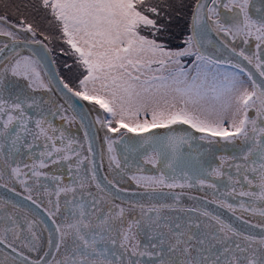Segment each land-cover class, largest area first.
<instances>
[{
	"label": "snow or ice",
	"instance_id": "obj_1",
	"mask_svg": "<svg viewBox=\"0 0 264 264\" xmlns=\"http://www.w3.org/2000/svg\"><path fill=\"white\" fill-rule=\"evenodd\" d=\"M184 7L38 0L74 58L75 86L48 70L45 32L23 14L0 16V188L13 195L0 196V264H264V0H195L183 47L172 49L158 39L161 21ZM74 98L101 110L95 124L119 181L98 178L87 131L83 143L67 133L85 128ZM125 178L138 198L120 187ZM14 197L51 221L54 251L30 258L48 228Z\"/></svg>",
	"mask_w": 264,
	"mask_h": 264
},
{
	"label": "flooded vegetation",
	"instance_id": "obj_2",
	"mask_svg": "<svg viewBox=\"0 0 264 264\" xmlns=\"http://www.w3.org/2000/svg\"><path fill=\"white\" fill-rule=\"evenodd\" d=\"M195 3V0H187V6H188V22L190 19V9H191V5ZM4 40H6V38L4 37H0V42H3ZM252 51H254V48L252 49ZM24 54H28V52H24ZM51 58H52V62L55 68L56 73L58 72L59 75L61 77H63L66 82H68L70 85L75 86L76 83V78L78 76V70L76 67H74L73 64V70L71 72L68 71V73L64 70V68L62 66H57V64L55 63L52 53L50 54ZM63 56V55H62ZM67 61V60H66ZM188 62H191V60H188ZM67 63L71 64L70 62L67 61ZM250 68V70L253 72L254 75L258 74L255 72L254 68H251V66H248ZM245 79H247L245 77ZM51 95L61 104H63V100L60 98V93L54 88ZM45 98H48V94H45ZM74 103H76L77 105H83L86 106V111L84 112V124H85V128L81 129L80 127V123L79 121L72 123L71 125H65V128L67 130V133L78 139L80 142L83 143L84 141V134L85 131L88 132L89 134V138L92 144V148H93V153H94V162H95V166H96V171H97V176L100 179V181L102 183H105L104 181V177L107 176L109 179H115L117 181H119V176L116 175V173L114 172H110L109 171V167H108V158H107V149H106V145L104 144V135H105V131L104 129H100L99 125L95 124V118H96V114L99 110L98 106H95L93 103L87 102V101H79L78 99L74 98ZM64 107L67 108V104H64ZM96 108V111H92L93 108ZM69 115H71V111H69L68 113ZM102 115H105L102 113ZM56 123L57 126H60L62 124V121L60 120H55L54 121ZM186 127V126H183ZM109 135H115V134H109ZM130 135H132L130 133ZM85 154L87 153V145L85 144V148H84ZM85 167H87V163H85L84 165ZM131 171H135V169H131ZM67 179V177H66ZM120 187L125 188L128 190V196L129 198H138L136 196H133L132 193L138 192L139 190L136 188V186L131 182L128 181L126 178L124 180V182H122L120 184ZM17 190L20 191V189L17 187ZM191 195L193 196H204L205 193L197 191V190H193L191 192ZM0 196H7L9 198H13V195L11 193H7L6 189L0 188ZM14 199L21 201L22 203L26 204L28 207L33 208L34 211L39 213L40 218L43 220V223L40 225L41 230H43V228L45 227V225L48 228V231H42L41 232V250L38 253H32L30 258L36 259L38 258V256H42L44 254V250H48L49 252L54 251V248L49 249L48 248V237H49V231H51L53 233V240H55V234H54V226L51 223L50 220H48L47 216L40 210H37L34 208V206H32L29 202L27 201H22L21 197H14ZM182 202L185 205H190L192 203V201H190L188 199L187 196H184L182 198ZM233 202V201H230ZM208 207L221 214L225 219L229 220L230 222H232L234 224V226L240 227L242 222L241 221H237L235 220V218L228 213L225 210L222 209H217L214 205H208ZM239 214V213H238ZM246 219L250 220L251 222L255 223L257 222V219H254L250 216H246ZM255 232L258 233V229L253 230ZM48 259H51V256L48 257Z\"/></svg>",
	"mask_w": 264,
	"mask_h": 264
},
{
	"label": "rangeland",
	"instance_id": "obj_3",
	"mask_svg": "<svg viewBox=\"0 0 264 264\" xmlns=\"http://www.w3.org/2000/svg\"><path fill=\"white\" fill-rule=\"evenodd\" d=\"M14 0H0V16L7 15L9 21L11 22H17L20 18V15L23 14L25 19L32 23L34 27H36L39 31L45 32L51 40H44V43L48 45V47L52 50V56L57 64L58 68L59 66H62L64 68V65L68 62L71 64H74V58L70 55H64L61 52V49H64L65 52L68 51V48L64 45H58L56 46L54 40L55 35L53 33L54 26L52 24H43L41 19L37 16H34V13L27 8H23L21 4L13 3ZM38 1V0H37ZM172 2V4H175V0H168ZM155 2V0H154ZM184 4H187V0L184 1ZM17 6H21L17 10ZM170 19L162 20L161 23H164L167 25L166 30L164 33H162L158 39L164 41L167 43L169 48L176 49L178 47H183L182 40L184 38V35L187 34V17H186V7L180 10V13L177 14L175 11L170 12ZM38 39L43 40L42 36H37ZM63 55V56H62ZM192 58H183V61L185 64H190L191 62H188V60H191ZM67 60V61H66ZM74 67H76L74 65ZM64 70L68 73V71L64 68ZM69 74V73H68Z\"/></svg>",
	"mask_w": 264,
	"mask_h": 264
},
{
	"label": "trees",
	"instance_id": "obj_4",
	"mask_svg": "<svg viewBox=\"0 0 264 264\" xmlns=\"http://www.w3.org/2000/svg\"><path fill=\"white\" fill-rule=\"evenodd\" d=\"M185 1V0H184ZM30 2V0H14L13 3H16V4H21V5H24V4H28ZM168 3L172 4V2L168 1ZM28 5H30V7H28L27 9H30L33 13H34V16H37L41 19V21L43 22V24L46 23L47 21V18L45 17L44 18V15H42L40 13V11H36V6L33 4V3H29ZM186 17H187V24H188V6L186 4Z\"/></svg>",
	"mask_w": 264,
	"mask_h": 264
},
{
	"label": "water",
	"instance_id": "obj_5",
	"mask_svg": "<svg viewBox=\"0 0 264 264\" xmlns=\"http://www.w3.org/2000/svg\"><path fill=\"white\" fill-rule=\"evenodd\" d=\"M213 39H216V38L213 37ZM34 47H35V46H34ZM25 52H27V51H25ZM207 52H208L209 55H212V56H219V55H220V53L217 52V51H216L214 48H212V47H208ZM244 63L246 64V62H244ZM48 70H49L51 73H53V74L56 73L55 68H54V65H53V62H52V58H51L50 55H48Z\"/></svg>",
	"mask_w": 264,
	"mask_h": 264
}]
</instances>
